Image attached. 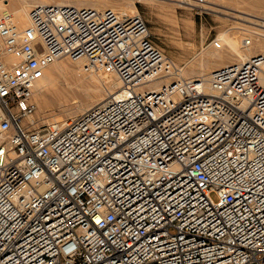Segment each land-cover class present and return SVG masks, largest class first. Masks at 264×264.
<instances>
[{"label":"built area","instance_id":"2783aa9c","mask_svg":"<svg viewBox=\"0 0 264 264\" xmlns=\"http://www.w3.org/2000/svg\"><path fill=\"white\" fill-rule=\"evenodd\" d=\"M64 57L121 87L37 127ZM0 264H264V52L187 78L139 12L2 15Z\"/></svg>","mask_w":264,"mask_h":264},{"label":"bare ground","instance_id":"6f19581e","mask_svg":"<svg viewBox=\"0 0 264 264\" xmlns=\"http://www.w3.org/2000/svg\"><path fill=\"white\" fill-rule=\"evenodd\" d=\"M172 1H175V3H171V8L174 12H176L177 8H184L185 10H191L196 7L204 8L220 13L222 16L224 15L225 17L219 15L218 18H220L224 24L227 23L226 25L229 26L228 32L220 38V40L222 41L221 48L218 49L209 46L207 48H204L200 52V54H194L195 56H193L190 61L186 62L185 71L182 67L184 77H200L205 80H209L210 74L214 70L229 64L241 63L248 59L250 56L264 52V0ZM211 2H213L212 4H217V6L219 7L221 6L223 8H227V10L221 9L219 7H214L210 5ZM46 4L90 7L99 10L104 8H111L118 10L122 13L129 14H135L138 12L137 8L133 5V1L130 0H0V14L5 13L14 15L18 25L20 27H25L28 24V13L31 8L37 5ZM228 8L231 10L234 8V10H237L238 12L249 16L233 13L234 10L233 12H230L231 10L229 11ZM189 12L190 11H188V13ZM233 18L239 21H235L233 20ZM192 21H190V23H188L189 21H186L183 24L186 29V32H188V29L194 28L192 27ZM247 23H251L252 25H249ZM250 39L252 41V44L246 45V41ZM192 50L193 48L191 46L186 49V52L190 55L193 53ZM76 63L81 68L85 69V61L79 60L76 61ZM66 68L67 66L63 59L56 60L54 63L50 64L46 68L44 77L37 84L33 99L38 104V112L42 113V115H45L48 110H51V108L55 105L54 103H56V101H61L64 99V97L62 96L64 95L62 94L64 88H62L63 86L60 84V78L62 77ZM90 74L91 78L95 79V76L92 73ZM104 83L107 85V88L104 89L105 91H107V93L104 92V94L101 91H95L97 93L94 92V95L91 94L88 95L84 100L82 99L83 101L76 105L75 109L71 112L72 115L69 117L68 120L77 119L81 114L91 109L98 103L104 101L108 95L116 93L121 87L120 80L116 78L107 80ZM209 89L210 88H207V90ZM33 116L31 117V120H33V122L35 123V119ZM68 120H65V118L63 120L62 118L61 122L66 123ZM55 124L56 123H51V125Z\"/></svg>","mask_w":264,"mask_h":264},{"label":"rangeland","instance_id":"374dc122","mask_svg":"<svg viewBox=\"0 0 264 264\" xmlns=\"http://www.w3.org/2000/svg\"><path fill=\"white\" fill-rule=\"evenodd\" d=\"M130 1H133V5L137 8L138 12L147 22L154 44L168 58L172 59L177 65H179V67H183L184 71L186 62L190 61L193 56H195L194 54H200V52L204 48L209 47L214 38L220 39L229 30V26L226 25L227 23L224 24L223 21L218 18L219 15H222L211 10L196 7L191 10L186 9V11L184 8H177L176 12H174L171 8V3H175V1L172 0ZM212 3L213 2H211L210 5L219 7L217 6V4L215 5ZM219 8L227 10V8H223L221 6ZM228 10L230 11L231 9L228 8ZM233 10L234 8L230 12H233ZM188 11L190 12L188 13ZM233 13L241 15L243 14L238 12L237 10H234ZM3 14L1 13L0 16ZM243 15L249 16L246 14ZM222 17L225 16L223 15ZM233 20L239 21L234 18ZM186 21H189L188 23L192 21L193 23L192 27L194 28L188 29L189 33L186 32V29L183 25ZM247 24L252 25L251 23ZM191 46L193 48V53L189 55V53L186 52V49ZM61 59H63L67 66L65 72L60 78V84L63 86L62 88H64V91H62V94H64L62 95L64 99L62 98L63 100H61V96V101H56V103H54L55 105L51 108V110H48L45 115H42V113L38 112V104L33 99L34 103L37 106L36 112L33 116L35 119V126L37 127L43 125L51 126V123L63 124L61 122L62 118L63 120L64 118L65 120H68L72 115L71 112L75 109L76 105L82 102L88 95H94L95 91L107 93V91L104 90L107 88V85L104 83L107 80L101 81L94 74L93 75L95 76V79H92L91 74L88 73L86 69L81 68L76 63V61H73L66 57Z\"/></svg>","mask_w":264,"mask_h":264}]
</instances>
